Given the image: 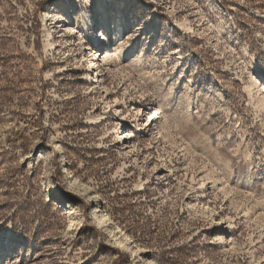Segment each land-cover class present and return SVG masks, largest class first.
Returning a JSON list of instances; mask_svg holds the SVG:
<instances>
[{"label": "rangeland", "instance_id": "obj_1", "mask_svg": "<svg viewBox=\"0 0 264 264\" xmlns=\"http://www.w3.org/2000/svg\"><path fill=\"white\" fill-rule=\"evenodd\" d=\"M261 98L264 0H0V264H264Z\"/></svg>", "mask_w": 264, "mask_h": 264}, {"label": "bare ground", "instance_id": "obj_2", "mask_svg": "<svg viewBox=\"0 0 264 264\" xmlns=\"http://www.w3.org/2000/svg\"><path fill=\"white\" fill-rule=\"evenodd\" d=\"M88 17V16H87ZM85 22H89V23H92V20H91V18L89 19V18H87L86 20H85ZM90 42H91V44L93 45V46H95V45H98V39H97V37H96V35H92L91 36V38H90ZM81 49H83L84 51H86L87 50V48H83L82 46H81ZM86 63H87V61H85ZM88 64H90V62L88 63ZM262 102L264 101V98H261L260 99ZM260 101V102H261ZM261 102V103H262ZM263 104V103H262ZM105 114V113H104ZM106 115V114H105ZM105 115H104V117H105ZM123 120V118H119L118 119V121H122ZM121 137H122V141H125V140H127L128 139V136H126L125 135V133L124 134H121ZM97 196V195H96ZM219 224L218 225H220V221L218 222ZM217 225V227H220L221 228V225L220 226H218ZM217 227H215V228H217ZM120 247H124L126 250H128V251H130V252H134V251H132V249L130 248V246H129V244H127V242H125V241H122V242H120V246H119V248ZM140 262H142V264H149V263H147V262H143V260L141 259V257L139 256V259H138ZM149 262V261H148Z\"/></svg>", "mask_w": 264, "mask_h": 264}, {"label": "trees", "instance_id": "obj_3", "mask_svg": "<svg viewBox=\"0 0 264 264\" xmlns=\"http://www.w3.org/2000/svg\"><path fill=\"white\" fill-rule=\"evenodd\" d=\"M55 173H56V175H59V170H58V168L56 169ZM24 218H26V216L20 218L19 220H23ZM14 232H17V231L14 229ZM178 235H179L178 229H175V231L172 233V237H176V236H178ZM192 241H193V239H192ZM194 249H195L194 246H190L189 249H188V247H186V246L183 248V250L186 251L188 254H192V253H193L192 251H193ZM183 260H184V259H182V260H180V261H183Z\"/></svg>", "mask_w": 264, "mask_h": 264}]
</instances>
